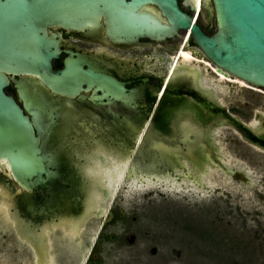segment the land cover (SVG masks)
Segmentation results:
<instances>
[{"label":"flooded vegetation","instance_id":"obj_1","mask_svg":"<svg viewBox=\"0 0 264 264\" xmlns=\"http://www.w3.org/2000/svg\"><path fill=\"white\" fill-rule=\"evenodd\" d=\"M177 3L203 33L210 35L215 30L211 2L207 5L201 0L199 7L196 0H177ZM43 31L56 49L49 62L51 71L68 70L66 72L70 74L68 82L59 89L39 75L5 73L8 84L4 92L13 97L29 118L38 138L35 149L45 158L48 178L43 174L42 178L47 179L44 185L26 190L0 163V252L1 255L11 254L12 264H116L113 262L115 249L131 245L136 236L131 234L128 241L127 237L119 241L120 235L127 234H116L120 229L117 222H123L124 218L115 211L116 179L113 173L101 177L100 171L116 164L126 173L133 165L172 74L177 69L199 71V87L205 92L203 94L240 120L233 112V106L239 101L241 90H250L252 97L261 96L263 104L264 90L221 78L215 65L206 57L199 58L193 53L198 48L188 29L179 30L162 41L140 38L130 44L108 39L104 17H100L98 24L94 22L78 31L51 24L46 25ZM49 48L52 50L53 46ZM181 51L189 52L194 58L185 59ZM228 84L234 85L235 90L227 89ZM227 90L234 95L235 102L227 101ZM244 106L248 110V118L242 121L247 125L255 126L261 118L264 119V106L256 108L257 105L247 101ZM215 112L207 111V116L217 124L206 131L200 141L191 143V132L199 134L195 125L184 122L181 128L184 136H189L188 145L194 146L193 152L202 153V157L199 156L202 160L197 165L211 161L226 169L219 160L212 136L215 129L220 126L226 128L227 124L221 110L215 109ZM205 142L210 150L213 149L216 162L208 156ZM190 147L189 157L174 155L175 152L163 148L162 155L167 158L163 171L167 173L161 176H174L176 169L185 172L186 167L179 158L191 162ZM169 167L171 172H168ZM235 171L248 178L244 171L235 168H232V177ZM147 175L129 174L126 180L134 176L139 181ZM190 175L187 177L191 179ZM91 198L95 201L92 211L88 210ZM73 227H77L74 232Z\"/></svg>","mask_w":264,"mask_h":264},{"label":"water","instance_id":"obj_2","mask_svg":"<svg viewBox=\"0 0 264 264\" xmlns=\"http://www.w3.org/2000/svg\"><path fill=\"white\" fill-rule=\"evenodd\" d=\"M203 1L213 6L215 30L210 35L193 23V18L179 8L177 0H0L1 166L26 190L44 185L47 179L42 178L43 174L48 178L45 158L35 149L38 138L31 122L4 88L8 84L5 73L9 72L39 75L59 89L68 82V70L51 71L49 62L56 49L43 31L49 24L78 31L94 22L98 24L100 17H104L106 36L119 44L134 43L140 38L162 41L188 29L198 48L193 51L197 57H206L226 77L233 76L264 90V0ZM200 76L199 71L179 69L172 74L137 150L134 159L137 166L165 168L167 158L162 155L163 148L175 152L174 155L189 157V136H184L182 123L195 125L199 136L191 132V143L200 141L217 124L207 116V111L216 114L215 109L221 110L224 123L243 140L264 150V119L249 126L216 105L200 90ZM205 145L208 156L216 162L213 149L206 142ZM190 148L191 162L199 168L197 163L202 160V153L193 152V145ZM233 177L248 180L239 171Z\"/></svg>","mask_w":264,"mask_h":264},{"label":"rangeland","instance_id":"obj_3","mask_svg":"<svg viewBox=\"0 0 264 264\" xmlns=\"http://www.w3.org/2000/svg\"><path fill=\"white\" fill-rule=\"evenodd\" d=\"M227 93V101L235 102L234 95ZM239 94L233 112L246 121L245 102L261 108L263 98L252 97L245 89ZM212 138L226 169L211 161L196 168L180 157L185 172L148 174L139 181L132 176L117 187L115 211L124 218L115 232L127 234L118 235L119 241L123 237L128 241L131 234L136 239L118 246L113 262L264 264V150L229 126L215 129ZM232 168L244 171L248 180H235ZM0 264H12V255L0 252Z\"/></svg>","mask_w":264,"mask_h":264},{"label":"bare ground","instance_id":"obj_4","mask_svg":"<svg viewBox=\"0 0 264 264\" xmlns=\"http://www.w3.org/2000/svg\"><path fill=\"white\" fill-rule=\"evenodd\" d=\"M200 3H201V0H199V3H197V0H196V5H197V7H199L200 6ZM181 55L182 56H184L185 57V59H187V58H194V57H192L191 56V54L189 53V52H186V51H181ZM189 59H187V60H189ZM206 62V61H205ZM180 64V63H179ZM192 70V69H191ZM193 71V70H192ZM221 78H225L226 80H228V81H236V82H238L239 84H241V85H246V83L244 82V81H242V80H240V79H237V78H231V77H229V76H224L223 74H218ZM246 86H248V85H246ZM103 157H105V156H103ZM113 157V156H112ZM128 157V156H127ZM96 158V157H95ZM111 158V157H110ZM119 158V157H118ZM124 158V157H123ZM109 159V158H108ZM110 160V159H109ZM116 160V159H115ZM120 160V159H119ZM111 161H113V160H111ZM122 160H120V162H121ZM114 162V161H113ZM110 163V162H109ZM92 164V163H91ZM98 164V163H97ZM111 164V163H110ZM117 164H118V162H117ZM93 165V164H92ZM105 165V164H104ZM115 166H112V167H110L108 170H106V168H105V170L103 171H100V173H101V175H103V176H101V177H108L109 176V173L111 174V173H113L112 175H113V177L116 179V184H115V186H116V188H115V191L117 190V187L120 185V183H125V180H126V177H128V175L129 174H132V175H135V176H138V175H141V174H157V175H161V174H164V173H167V172H165V171H163V169H159V168H157L156 170L154 169L153 170V168H151V166L149 167H141V166H137V164H135V162L133 163V165L130 167V168H128V170L126 171V173H124V169H120L116 164H114ZM97 166V165H96ZM96 166H95V168H96ZM103 167H105V166H103ZM108 167V166H107ZM93 168V167H92ZM98 168H99V165H98ZM94 170V169H93ZM97 171H99V170H97ZM123 173H124V176H122L123 175ZM99 174V173H98ZM95 176V175H94ZM99 175H97V177H98ZM100 177V176H99ZM100 177V178H101ZM100 178H98L99 179V181H100ZM96 179V178H95ZM99 181H98V184H99ZM121 181V182H120ZM103 183V182H102ZM101 183V184H102ZM126 183H128V182H126ZM103 184H105V183H103ZM105 186V185H104ZM102 188V187H101ZM102 190V189H101ZM101 192V191H100ZM99 192V193H100ZM95 195V194H94ZM102 196V195H101ZM103 197V196H102ZM101 200V199H100ZM98 202V201H97ZM98 204V203H97ZM94 205H95V201L93 200V198H91L90 199V202H89V205H88V210H90V211H92L93 210V208H94ZM101 208V207H100ZM2 209H4V207L2 208ZM1 209V210H2ZM102 209V208H101ZM9 211V210H8ZM12 212V211H11ZM2 213V212H1ZM90 213V212H89ZM8 215V214H7ZM15 215V214H14ZM5 216V215H4ZM10 216V215H9ZM6 217V216H5ZM11 217V216H10ZM6 219H7V217H6ZM5 218H4V220H6ZM1 220V219H0ZM3 220V221H4ZM19 220H20V218H19ZM2 221V220H1ZM10 222V221H9ZM12 223H13V221H12ZM80 223V222H79ZM21 224V223H20ZM3 225V224H2ZM63 226V225H62ZM13 227H14V225H13ZM21 228H23V227H21ZM60 228V227H59ZM1 229V228H0ZM71 229H73V231L72 232H74V231H76V229H77V227H73V228H71ZM27 230V229H26ZM57 230H59V229H56V231ZM1 231V230H0ZM3 231H5V230H3ZM54 231V230H53ZM60 232V231H59ZM65 232V231H64ZM22 233V232H21ZM27 233V232H26ZM26 233H23V234H26ZM30 233V232H29ZM28 233V234H29ZM50 233V232H49ZM51 233H52V231H51ZM57 233V232H56ZM40 234V233H39ZM53 234V233H52ZM60 234H61V232H60ZM76 234V233H75ZM78 234V233H77ZM15 235V234H14ZM16 235H18V234H16ZM49 235V234H48ZM74 235V234H73ZM79 235V234H78ZM19 236V235H18ZM43 236V235H42ZM42 236H41V238H42ZM52 235H50L49 237H51ZM20 237V236H19ZM39 237V236H38ZM62 237V236H61ZM66 237H68V236H66ZM65 237V238H66ZM73 237V236H72ZM36 238V237H35ZM40 238V237H39ZM54 238V237H53ZM22 239H23V237H22ZM30 239H31V237H30ZM50 239H52V238H50ZM46 240V239H45ZM38 240H36L35 242H37ZM40 241V240H39ZM44 241V240H43ZM58 241V240H57ZM60 241V240H59ZM27 242V241H26ZM62 242V241H61ZM29 243V242H28ZM27 243V244H28ZM57 243V242H56ZM63 243V242H62ZM61 243V244H62ZM21 244V243H20ZM26 244V245H27ZM48 244V243H47ZM56 245V244H55ZM19 247H20V245H19ZM46 248V247H45ZM44 248V249H45ZM61 248V247H60ZM59 247H58V249H60ZM67 249V248H66ZM69 249V248H68ZM34 250V249H33ZM38 250V249H37ZM36 250V251H37ZM65 250V249H64ZM63 250V251H64ZM70 250H71V248H70ZM73 250V249H72ZM71 250V251H72ZM75 250V249H74ZM35 251V252H36ZM59 251V250H58ZM89 251V250H88ZM32 252V251H31ZM61 252V251H60ZM60 252H59V254H60ZM62 253V252H61ZM61 255V254H60ZM63 255V254H62ZM45 257H46V255H45ZM44 257V258H45ZM36 259V258H35ZM38 259H39V256H38ZM43 259V258H42ZM46 259H47V257H46ZM46 261V260H45ZM44 261V262H45Z\"/></svg>","mask_w":264,"mask_h":264},{"label":"snow or ice","instance_id":"obj_5","mask_svg":"<svg viewBox=\"0 0 264 264\" xmlns=\"http://www.w3.org/2000/svg\"><path fill=\"white\" fill-rule=\"evenodd\" d=\"M197 3H199V0H197Z\"/></svg>","mask_w":264,"mask_h":264}]
</instances>
